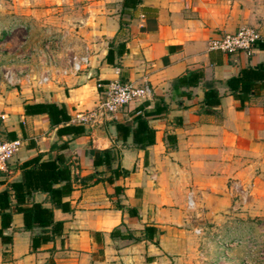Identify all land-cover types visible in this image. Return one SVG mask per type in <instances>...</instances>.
Wrapping results in <instances>:
<instances>
[{"label": "crops", "instance_id": "crops-1", "mask_svg": "<svg viewBox=\"0 0 264 264\" xmlns=\"http://www.w3.org/2000/svg\"><path fill=\"white\" fill-rule=\"evenodd\" d=\"M122 2L0 0V28L60 31L72 41L68 49L89 51L78 76L0 93V133L22 140L0 171V192L21 182L19 166L36 157L66 164L72 187L59 206L46 193L30 197L62 223L52 238L51 227L25 230L21 214L6 229L0 217V264H193V228L226 233L230 220L264 216V90L241 104L227 84L264 65V0H141L135 9ZM246 26L263 38L250 56L209 50L212 38ZM189 72H202L197 85L178 81ZM112 80L148 82L153 95L79 120L98 104L97 82ZM213 88L219 104L207 108L204 94ZM40 105L64 108L69 121L51 126ZM135 117L154 131L152 145L134 142ZM69 125L84 133L68 134ZM229 180L243 190L251 182L247 213L231 211Z\"/></svg>", "mask_w": 264, "mask_h": 264}, {"label": "trees", "instance_id": "trees-1", "mask_svg": "<svg viewBox=\"0 0 264 264\" xmlns=\"http://www.w3.org/2000/svg\"><path fill=\"white\" fill-rule=\"evenodd\" d=\"M140 1L123 0L122 5L124 8L135 9ZM108 56H110V51ZM202 76V72H189L178 81L185 85L194 86L200 82ZM227 84L235 99L244 104L251 96H255L264 90V65L242 69L239 75L229 79ZM204 104L207 108L219 104L218 93L214 88L205 92ZM39 109L41 113L48 115L51 126H57L70 119L64 108H58L55 105H40ZM132 123L135 124L132 132L131 125H117V131H123L126 135L131 132L134 142L142 148L152 145L154 143V131L147 126L146 120L135 117ZM63 129L74 136L84 133V129L80 126L69 125ZM19 169L22 172L21 182L8 184L7 188L0 192L1 228L6 229L10 226L13 214H21L24 219L25 230H31L34 226L51 227L50 238H52L61 232L62 223H54L51 209L43 208L40 204L30 203V197L32 193L39 191L46 193L55 206L61 205L62 198L69 195L72 190L69 183V169L66 164L60 163L59 160L40 162L39 157L22 163ZM61 182L65 183L57 187Z\"/></svg>", "mask_w": 264, "mask_h": 264}, {"label": "rangeland", "instance_id": "rangeland-1", "mask_svg": "<svg viewBox=\"0 0 264 264\" xmlns=\"http://www.w3.org/2000/svg\"><path fill=\"white\" fill-rule=\"evenodd\" d=\"M43 33L40 36L28 27L0 28V93L30 87L24 80L38 79L46 70L47 39L63 32L44 30ZM11 76L16 80L14 83L20 81L23 86L9 85L7 80ZM238 183V180L227 182L228 193H233L231 211L247 213L252 184L246 183L245 189L239 190L235 189ZM235 205L237 208L233 209ZM236 219L223 226L228 228L226 233L221 226L193 228V234L199 239L193 264H264V216ZM196 230L199 232L195 233Z\"/></svg>", "mask_w": 264, "mask_h": 264}, {"label": "built area", "instance_id": "built-area-1", "mask_svg": "<svg viewBox=\"0 0 264 264\" xmlns=\"http://www.w3.org/2000/svg\"><path fill=\"white\" fill-rule=\"evenodd\" d=\"M263 38L254 27H241L234 33H224L212 38L208 42V48L212 51H220L224 54L243 53L250 56L255 45ZM70 42V44H69ZM67 33L55 34L47 39L46 70L39 75L38 79L27 78L25 83L33 87H42L54 81L57 77L78 76L89 66V51L85 46H80L81 51H71L72 46ZM74 45V44H73ZM7 80L11 86H23L20 81L14 83L13 77ZM24 83V85H25ZM96 88L99 91L98 104L93 110L78 115L81 121H87L95 116H112L124 111L130 104L149 99L153 95L152 87L148 82L140 84L112 80L106 83L97 82ZM4 116H0L3 120ZM22 146L21 139L5 140L0 133V171H5L12 161L17 150ZM245 202V199H243ZM193 204L189 200L188 207ZM199 231H195L198 233Z\"/></svg>", "mask_w": 264, "mask_h": 264}]
</instances>
